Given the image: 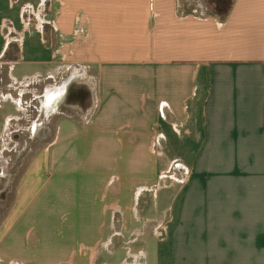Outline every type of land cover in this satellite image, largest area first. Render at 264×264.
<instances>
[{
  "label": "crops",
  "instance_id": "crops-1",
  "mask_svg": "<svg viewBox=\"0 0 264 264\" xmlns=\"http://www.w3.org/2000/svg\"><path fill=\"white\" fill-rule=\"evenodd\" d=\"M201 7L0 0V264H264V0Z\"/></svg>",
  "mask_w": 264,
  "mask_h": 264
},
{
  "label": "rangeland",
  "instance_id": "rangeland-1",
  "mask_svg": "<svg viewBox=\"0 0 264 264\" xmlns=\"http://www.w3.org/2000/svg\"><path fill=\"white\" fill-rule=\"evenodd\" d=\"M220 0H189V2L192 3H201V12L200 10H197V13H203V15H218L222 16V13H218L219 11L217 10L216 5L214 4L215 2H218ZM226 2L228 0H225ZM199 6V5H198ZM221 14V15H220ZM10 55H14L17 53V48L15 46H11L9 49ZM44 143V140L41 139H32V140H23L20 146L22 147V151L18 155H6L4 157L11 159L9 162V165L7 168L4 170V174H6V180L0 183V190L2 188V185L7 183L9 180L11 183V177L14 178L13 181H15L17 175L21 174L22 169L25 167L26 163L29 160L30 153L34 151L35 148L40 147ZM13 157V158H12ZM1 174V171H0Z\"/></svg>",
  "mask_w": 264,
  "mask_h": 264
},
{
  "label": "trees",
  "instance_id": "trees-1",
  "mask_svg": "<svg viewBox=\"0 0 264 264\" xmlns=\"http://www.w3.org/2000/svg\"><path fill=\"white\" fill-rule=\"evenodd\" d=\"M231 3H232V0H228L227 2L225 0H220V1L214 3L216 5V7H217V10L219 11L218 13H222L223 12L222 16H221V19H224L226 17V15H227V13L229 11L228 9L226 10V8H229Z\"/></svg>",
  "mask_w": 264,
  "mask_h": 264
},
{
  "label": "flooded vegetation",
  "instance_id": "flooded-vegetation-1",
  "mask_svg": "<svg viewBox=\"0 0 264 264\" xmlns=\"http://www.w3.org/2000/svg\"><path fill=\"white\" fill-rule=\"evenodd\" d=\"M72 94L74 95V96H78V95H80V93H78V91H72ZM72 95V96H73ZM43 134H44V130L42 129V130H39L38 132H37V136H36V139H41L42 137H43ZM42 140V139H41Z\"/></svg>",
  "mask_w": 264,
  "mask_h": 264
}]
</instances>
